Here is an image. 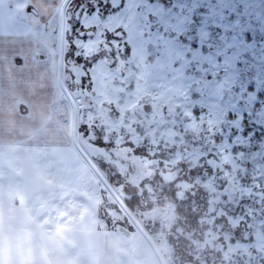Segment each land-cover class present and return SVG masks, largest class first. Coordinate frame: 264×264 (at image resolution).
I'll list each match as a JSON object with an SVG mask.
<instances>
[{
    "label": "rangeland",
    "instance_id": "1",
    "mask_svg": "<svg viewBox=\"0 0 264 264\" xmlns=\"http://www.w3.org/2000/svg\"><path fill=\"white\" fill-rule=\"evenodd\" d=\"M62 2L0 0V20L25 32L38 60L49 62L55 122L48 130L78 153L57 82ZM108 2L71 0L65 11L63 80L77 106L80 145L121 199L135 202L128 208L167 264H264V118L246 117L238 134L223 117L194 115L166 62L141 43L129 52L127 37L111 35L120 17L104 16ZM82 163L96 179L102 226L149 246Z\"/></svg>",
    "mask_w": 264,
    "mask_h": 264
},
{
    "label": "crops",
    "instance_id": "2",
    "mask_svg": "<svg viewBox=\"0 0 264 264\" xmlns=\"http://www.w3.org/2000/svg\"><path fill=\"white\" fill-rule=\"evenodd\" d=\"M14 29L0 20V264H158L102 226L95 177L48 130L52 68Z\"/></svg>",
    "mask_w": 264,
    "mask_h": 264
},
{
    "label": "snow or ice",
    "instance_id": "3",
    "mask_svg": "<svg viewBox=\"0 0 264 264\" xmlns=\"http://www.w3.org/2000/svg\"><path fill=\"white\" fill-rule=\"evenodd\" d=\"M114 14L111 35L127 37L129 52L141 43L166 62L194 115L223 117L238 134L246 117L264 118V0H109L104 16Z\"/></svg>",
    "mask_w": 264,
    "mask_h": 264
},
{
    "label": "water",
    "instance_id": "4",
    "mask_svg": "<svg viewBox=\"0 0 264 264\" xmlns=\"http://www.w3.org/2000/svg\"><path fill=\"white\" fill-rule=\"evenodd\" d=\"M71 0H63L60 7V27H59V44H58V66H57V82L60 90L68 100L71 110H72V143L77 150V152L81 155L83 160L88 164L93 173L97 176L99 181L105 187V189L110 193V195L114 198L123 212L127 215L142 237L146 240V242L151 247L155 257L157 258L159 264H167L162 254L160 253L156 243L151 238L146 229L142 226V224L137 220V218L133 215L131 210L125 204V202L121 199V197L117 194L115 189L111 186L109 181L105 178V176L101 173L99 168L95 165L94 161L89 157L86 151L82 148L78 141L77 137V106L75 100L71 96L69 90L67 89L64 80H63V51H64V29H65V11L66 7Z\"/></svg>",
    "mask_w": 264,
    "mask_h": 264
},
{
    "label": "trees",
    "instance_id": "5",
    "mask_svg": "<svg viewBox=\"0 0 264 264\" xmlns=\"http://www.w3.org/2000/svg\"><path fill=\"white\" fill-rule=\"evenodd\" d=\"M109 182L111 183V181L109 180ZM173 195V194H172ZM174 196V195H173ZM135 202H132V201H125V204L132 210L133 209V204H134ZM185 203L186 202H181V203H178V210L179 211H181V210H183V206L185 205ZM150 233V232H149ZM186 246V245H185ZM184 245L182 246V248H183V250L185 249L184 247H185Z\"/></svg>",
    "mask_w": 264,
    "mask_h": 264
}]
</instances>
